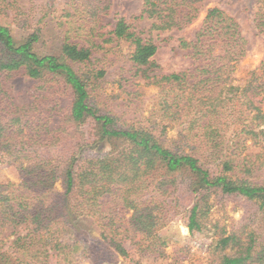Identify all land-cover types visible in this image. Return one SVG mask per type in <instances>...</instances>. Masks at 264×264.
I'll return each mask as SVG.
<instances>
[{
  "label": "trees",
  "instance_id": "16d2710c",
  "mask_svg": "<svg viewBox=\"0 0 264 264\" xmlns=\"http://www.w3.org/2000/svg\"><path fill=\"white\" fill-rule=\"evenodd\" d=\"M28 1L34 0H0V166L20 178L0 184V264L127 257L118 237L124 231L137 235L138 251L165 258L159 233L177 220L192 240L217 230L212 262L264 264V235L251 227L264 213V60L236 84L248 52L238 22L209 10L194 39L180 40L191 67L159 75L157 45L127 19L106 30L114 0H66L60 9L58 0H43L37 21L40 12L23 6ZM253 1L264 35V0ZM203 2L143 0L133 19L153 21V31L183 30L198 19ZM48 16L61 31L59 55L36 50ZM13 24L32 32L19 40ZM121 43L133 50L132 78L158 90L146 118L126 85L127 105L116 109H106L97 92L106 77L98 56ZM18 77L34 81L27 103L7 86ZM170 131L176 136L169 138ZM233 200L245 205L242 221L213 224V209ZM85 219L102 228L103 242L95 239L78 253Z\"/></svg>",
  "mask_w": 264,
  "mask_h": 264
},
{
  "label": "rangeland",
  "instance_id": "374dc122",
  "mask_svg": "<svg viewBox=\"0 0 264 264\" xmlns=\"http://www.w3.org/2000/svg\"><path fill=\"white\" fill-rule=\"evenodd\" d=\"M42 1L34 0L33 2L28 1L23 3V6L33 8L37 13L40 12L36 21L41 19L44 14L41 8ZM65 1L58 0L57 6L55 5L56 8L60 9ZM61 2L62 5H60ZM142 8L143 0H114L110 16L106 20V23L109 24L106 30H109L115 24L116 19H127L141 33L143 39L152 41L157 45L158 51L154 57V61L159 67L157 70V74L159 75L181 73L191 67L192 60L186 56L187 52L179 48L180 40H193L208 11L215 8L224 10L238 22L241 32L248 42L247 56L239 66V70L235 76L236 84H243L250 77V74L259 68L264 60V35L259 33L255 26L254 15L258 7L253 0H204L199 17L194 23L183 30L162 32L151 30L153 24L151 20L137 21L133 19L135 15L141 13ZM52 19L48 16L44 21L42 41L36 45L37 52L42 55H59L61 51V31L57 21H52ZM11 29L19 40L29 32H32V30L25 31L19 29L14 24L11 26ZM110 47L108 46V49ZM132 51L128 44L121 43L112 51L106 53V56L102 57V54L98 56L100 60L98 65L106 69V77L98 85L97 92L102 94V99L105 100L104 103L107 105L106 109L111 110L116 105H127L128 101L126 99H128V96L122 92V87L126 85L128 91H131L130 99L137 102L133 104L134 107H139V114H142L146 118L149 116V112L155 109V106L158 104V90L147 86L139 79L132 78L134 71L131 72V64L129 62V55ZM33 82V80L27 77H18L10 81L7 86L10 93L19 95V103H27L28 96L25 94L31 88ZM124 109L125 107L120 110L123 111ZM262 109L264 112V105ZM138 120H141V118L139 117ZM176 134V131H170L168 137L171 138L176 136ZM260 149L257 148L253 152L260 154L262 150ZM261 162H264V155L261 158ZM7 182L19 184L20 178L14 169L0 166V184ZM55 188L58 192L62 191V186L59 183ZM244 207V203L233 200L224 209L214 208L210 220L213 224L219 222L220 226L224 224L237 226L245 214ZM129 217L130 215L127 216V219ZM255 221V224L249 226L252 229H258V234L264 235V213L259 214ZM82 222V231L78 234L80 241L77 244L78 253L83 251V245L90 246L95 239L102 241V228L93 224L88 219ZM125 228L128 229V224ZM181 229H184V231ZM216 233L217 230L215 228L209 227V231L205 235L198 236L196 240H192L183 220L168 222V225L159 233L162 243L165 242L166 244L164 246L165 258H161L157 256L153 257L147 252L138 251L134 241L137 235L133 231H124L118 237L127 250V257L119 255L110 257V253H107L105 256L100 254L92 260L86 259L83 264H218V261L212 262L211 260L213 253L212 244L215 241ZM6 247L7 245L3 250Z\"/></svg>",
  "mask_w": 264,
  "mask_h": 264
},
{
  "label": "clouds",
  "instance_id": "9594fccd",
  "mask_svg": "<svg viewBox=\"0 0 264 264\" xmlns=\"http://www.w3.org/2000/svg\"><path fill=\"white\" fill-rule=\"evenodd\" d=\"M182 231H184V229H181Z\"/></svg>",
  "mask_w": 264,
  "mask_h": 264
}]
</instances>
